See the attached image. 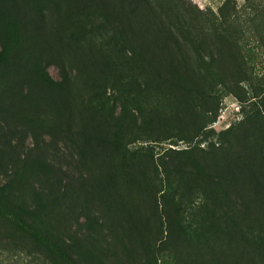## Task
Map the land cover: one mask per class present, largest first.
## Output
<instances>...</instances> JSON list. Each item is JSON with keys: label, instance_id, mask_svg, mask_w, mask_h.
<instances>
[{"label": "rangeland", "instance_id": "374dc122", "mask_svg": "<svg viewBox=\"0 0 264 264\" xmlns=\"http://www.w3.org/2000/svg\"><path fill=\"white\" fill-rule=\"evenodd\" d=\"M5 42L0 204L83 264H264V0H0Z\"/></svg>", "mask_w": 264, "mask_h": 264}, {"label": "trees", "instance_id": "16d2710c", "mask_svg": "<svg viewBox=\"0 0 264 264\" xmlns=\"http://www.w3.org/2000/svg\"><path fill=\"white\" fill-rule=\"evenodd\" d=\"M10 54L11 46L9 43L5 42L4 51L0 53V62H7V57L10 56ZM38 77L50 87L58 88L60 86L42 66L38 69ZM37 166L50 175L57 177L60 187L66 184V181L58 176V171L45 161L39 160ZM0 216L12 224L18 232L31 240L38 247L42 248L47 254V257L51 259L50 264H83L76 258V250H80V240L78 238H72L71 242L67 243L61 239H56L51 235L43 233L32 223V219H36V215L26 207L21 208L20 211H15L0 204Z\"/></svg>", "mask_w": 264, "mask_h": 264}]
</instances>
